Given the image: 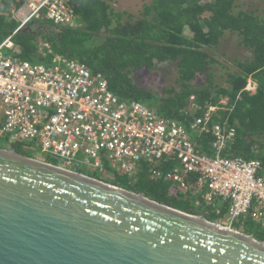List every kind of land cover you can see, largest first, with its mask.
Returning a JSON list of instances; mask_svg holds the SVG:
<instances>
[{
	"label": "trees",
	"instance_id": "obj_1",
	"mask_svg": "<svg viewBox=\"0 0 264 264\" xmlns=\"http://www.w3.org/2000/svg\"><path fill=\"white\" fill-rule=\"evenodd\" d=\"M66 1L80 26L40 17L19 28L15 12L22 1L0 0V44L10 39L11 55L20 61L48 64L60 56L85 64L106 79L120 100L153 106L195 131L203 152L212 140L203 128H234L223 155L257 159L264 174V0H150L137 17L115 11L107 0ZM168 73L171 79L160 91L142 84L146 75L151 80ZM249 79L254 91L245 90ZM4 149L27 156L17 143ZM103 166L101 176L89 170L84 174L211 222L225 212L224 205L204 204L201 194L192 192L191 179L185 190L169 182V161L157 177L150 176L146 165L131 178ZM236 225L234 229L264 242L261 226L249 219L240 220L241 230Z\"/></svg>",
	"mask_w": 264,
	"mask_h": 264
},
{
	"label": "built area",
	"instance_id": "obj_2",
	"mask_svg": "<svg viewBox=\"0 0 264 264\" xmlns=\"http://www.w3.org/2000/svg\"><path fill=\"white\" fill-rule=\"evenodd\" d=\"M21 1L15 12L19 28L40 17L80 26L66 0ZM12 51L10 39L0 44V139L29 144L41 156L55 159V166L83 175L106 163L130 178L146 165L150 176L157 177L169 161V182L185 190L191 179L192 192L200 193L204 204L225 206L219 225L234 229L241 219H249L264 228L261 162L223 155L234 128H203L212 136L203 152L195 131L153 106L120 100L106 79L85 64L60 56L48 64L20 61Z\"/></svg>",
	"mask_w": 264,
	"mask_h": 264
},
{
	"label": "water",
	"instance_id": "obj_3",
	"mask_svg": "<svg viewBox=\"0 0 264 264\" xmlns=\"http://www.w3.org/2000/svg\"><path fill=\"white\" fill-rule=\"evenodd\" d=\"M0 264H264V242L0 147Z\"/></svg>",
	"mask_w": 264,
	"mask_h": 264
},
{
	"label": "rangeland",
	"instance_id": "obj_4",
	"mask_svg": "<svg viewBox=\"0 0 264 264\" xmlns=\"http://www.w3.org/2000/svg\"><path fill=\"white\" fill-rule=\"evenodd\" d=\"M107 1L109 2L111 7L115 11H119V12H123V13L125 12L127 14H131V15H134L136 17L139 15L143 5L148 4L150 2V0H107ZM147 77H148V75L144 76L142 84H149L150 83L151 89L153 91H160L161 87L163 85L168 84V81L171 79V74L170 73L164 74V75L159 74L158 77H152L151 80H150V78H147ZM247 84L250 86L251 91H254L255 84L253 83V81L249 79ZM246 89H248L247 85L245 87V90ZM223 103H225V102H223ZM0 121H1V118H0ZM0 141H1L0 142L1 147H4V148L8 147V145L10 143V141L7 137L0 139ZM17 144H20L21 148L24 147V153L28 157H33L35 159V157L41 156L39 153H37V151L35 149H32V147L29 144L28 145L27 144H21V143H17ZM41 157L43 159H45V161L48 160L50 162L56 163V160L49 157V156H46V157L41 156ZM43 159H41V160L38 159V160L42 161ZM103 174H105L103 171V168L100 171L97 170V172H96V176H101ZM222 218L225 219V215ZM216 223L219 224V221ZM236 228L239 230L243 229L239 224L236 225Z\"/></svg>",
	"mask_w": 264,
	"mask_h": 264
}]
</instances>
